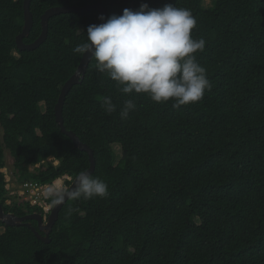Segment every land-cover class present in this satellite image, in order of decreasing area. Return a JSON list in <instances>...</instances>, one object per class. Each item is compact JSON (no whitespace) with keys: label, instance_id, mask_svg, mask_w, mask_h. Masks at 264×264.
Returning <instances> with one entry per match:
<instances>
[{"label":"trees","instance_id":"trees-1","mask_svg":"<svg viewBox=\"0 0 264 264\" xmlns=\"http://www.w3.org/2000/svg\"><path fill=\"white\" fill-rule=\"evenodd\" d=\"M23 2L0 0V202L18 215L44 210L6 202L7 151L19 182L69 176V185L90 165L88 153L61 131L55 105L82 58L73 49L99 21L98 10L54 15L47 39L20 50ZM96 2L108 18L141 3L191 9L193 38L206 41L196 56L212 88L179 108L134 94L136 109L121 119L129 97L92 58L63 117L93 148L92 175L107 182L110 195L68 200L50 242L0 220V264H264V0H32L34 25L24 41L39 37L48 8ZM105 96L116 112L105 113ZM68 206L79 211L68 216Z\"/></svg>","mask_w":264,"mask_h":264},{"label":"clouds","instance_id":"clouds-1","mask_svg":"<svg viewBox=\"0 0 264 264\" xmlns=\"http://www.w3.org/2000/svg\"><path fill=\"white\" fill-rule=\"evenodd\" d=\"M100 19L105 20L103 16ZM196 25L197 19L189 8L172 3L151 8L147 3H141L138 10L125 8L122 15H112L103 23L89 25L87 41L77 45L73 51L90 54L95 60L96 70L106 74L115 82L119 92L129 97L119 109L120 118L127 119L137 107L134 94H146L156 103L173 101L172 106L179 108L199 102L205 92L211 90L207 70L196 56L206 46L203 38H193L192 30ZM101 107L107 114L117 111V105L110 96L102 99ZM15 180V187L9 188L6 183L10 196L6 202L10 204L16 199L40 206L44 214H26L39 213L45 218L52 207L62 205L66 200L107 199L110 195L107 182L87 170L76 175L74 188L69 185L48 187L50 184L29 180L19 182L16 176ZM30 183L32 186L25 185ZM42 190L46 191L43 201ZM78 211V208L68 206L66 215L71 216Z\"/></svg>","mask_w":264,"mask_h":264},{"label":"water","instance_id":"water-1","mask_svg":"<svg viewBox=\"0 0 264 264\" xmlns=\"http://www.w3.org/2000/svg\"><path fill=\"white\" fill-rule=\"evenodd\" d=\"M31 1L32 0H24V25L22 31L16 36V44L20 50H34L39 47L48 37V30H49V20L52 16L61 14V13H69V12H77V13H86L92 10L99 11V21L98 24L103 23L108 18V13L103 5L102 2L96 3H89L86 5H60V6H52L48 8L42 15H41V26L42 31L33 42L27 43L24 41V38L29 36L30 31L34 25V18L33 13L31 11ZM103 16L105 20H101L100 17ZM92 60L90 54L82 55L81 61L74 72V74L63 84L58 101L55 105V117L56 121L58 122L60 129L63 133L67 134L73 141L75 147L82 151H86L89 155L90 165L86 169L91 174L95 171L96 168V158L93 148L86 142L82 141L78 134L66 128L64 124V117H63V107L66 100L68 93L70 92L71 88L79 84L85 78L88 66ZM75 177L71 181L68 187H75L73 185ZM68 200L65 201V203ZM59 205L52 207L50 214L47 218L39 213H30L23 216L16 215L13 212H6L3 208V205L0 203V220H2L5 224L10 226H19L25 224L32 228L35 235L45 241L50 242V233L53 229V226L59 219V214L63 206ZM30 219H35L37 221L38 227H35Z\"/></svg>","mask_w":264,"mask_h":264},{"label":"rangeland","instance_id":"rangeland-1","mask_svg":"<svg viewBox=\"0 0 264 264\" xmlns=\"http://www.w3.org/2000/svg\"><path fill=\"white\" fill-rule=\"evenodd\" d=\"M211 4V0H204V5L209 6ZM116 152L119 154V146L116 145L115 146ZM7 151V150H6ZM58 161H55V163H57ZM13 166H14V159L13 157L9 154V152L7 151L6 154V167L3 168V171L5 173V178L7 182V187H15L17 186L16 180H15V174H14V170H13ZM37 166H41V167H45V164H40ZM66 176L60 177L57 180H55L52 184H50L48 187L50 186H68L65 182L66 180ZM10 183V184H8Z\"/></svg>","mask_w":264,"mask_h":264},{"label":"built area","instance_id":"built-area-1","mask_svg":"<svg viewBox=\"0 0 264 264\" xmlns=\"http://www.w3.org/2000/svg\"><path fill=\"white\" fill-rule=\"evenodd\" d=\"M26 186H32V184L30 183V184H25ZM45 192L46 191H44V190H42V201H43V199H44V197H45ZM45 207H48L47 205H45Z\"/></svg>","mask_w":264,"mask_h":264}]
</instances>
